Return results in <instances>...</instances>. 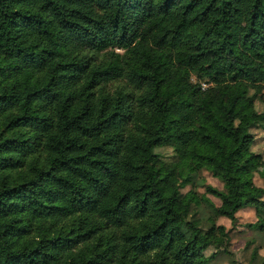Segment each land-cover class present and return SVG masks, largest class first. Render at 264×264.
Here are the masks:
<instances>
[{"label":"trees","instance_id":"16d2710c","mask_svg":"<svg viewBox=\"0 0 264 264\" xmlns=\"http://www.w3.org/2000/svg\"><path fill=\"white\" fill-rule=\"evenodd\" d=\"M243 99L264 104V0H0V264H207L198 197L160 183L215 165L229 219L264 194L231 161Z\"/></svg>","mask_w":264,"mask_h":264},{"label":"rangeland","instance_id":"374dc122","mask_svg":"<svg viewBox=\"0 0 264 264\" xmlns=\"http://www.w3.org/2000/svg\"><path fill=\"white\" fill-rule=\"evenodd\" d=\"M263 109L264 104L260 100L240 101L235 123L240 119L251 122L250 132L254 140L249 147L236 152L231 157L234 166H246L250 171L252 183L257 187H264V180L260 175L264 170V117L259 116ZM172 131L167 127L160 132L162 139L155 151L161 163L174 160L177 143L171 137ZM161 163L154 170L153 177L156 180L161 179L165 174ZM214 167L215 165L204 163L202 168L190 173V181L182 187H180V176L172 174L165 182L160 183V187L164 193H169L175 187L183 194L192 190L198 197L199 204L192 209L194 218L204 231L211 226L214 227L209 234L212 243L204 251L205 256L208 257L207 264H264V230L248 226L249 223H259L264 219V194L257 200L250 199V206L239 209L234 219L217 216L203 200L207 198L215 206L220 205V199L206 191L207 185L223 189V183L212 173ZM235 189L238 198L242 199L250 193L251 186L248 185L245 177L240 176L235 181Z\"/></svg>","mask_w":264,"mask_h":264}]
</instances>
